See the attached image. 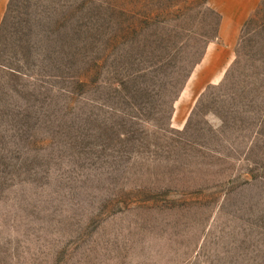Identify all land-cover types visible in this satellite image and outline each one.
I'll return each instance as SVG.
<instances>
[{"label": "rangeland", "instance_id": "rangeland-1", "mask_svg": "<svg viewBox=\"0 0 264 264\" xmlns=\"http://www.w3.org/2000/svg\"><path fill=\"white\" fill-rule=\"evenodd\" d=\"M214 0H8L0 264H264V0L190 80Z\"/></svg>", "mask_w": 264, "mask_h": 264}, {"label": "crops", "instance_id": "crops-1", "mask_svg": "<svg viewBox=\"0 0 264 264\" xmlns=\"http://www.w3.org/2000/svg\"><path fill=\"white\" fill-rule=\"evenodd\" d=\"M8 0H0V21ZM258 0H214L219 13L216 37L209 42L191 72L190 80L196 89L217 80L233 57V48L244 19L256 6Z\"/></svg>", "mask_w": 264, "mask_h": 264}]
</instances>
